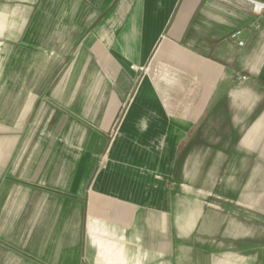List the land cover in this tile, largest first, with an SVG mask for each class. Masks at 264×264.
Returning a JSON list of instances; mask_svg holds the SVG:
<instances>
[{
  "label": "crops",
  "instance_id": "0c3cea01",
  "mask_svg": "<svg viewBox=\"0 0 264 264\" xmlns=\"http://www.w3.org/2000/svg\"><path fill=\"white\" fill-rule=\"evenodd\" d=\"M258 3L0 0V264H264Z\"/></svg>",
  "mask_w": 264,
  "mask_h": 264
},
{
  "label": "built area",
  "instance_id": "2783aa9c",
  "mask_svg": "<svg viewBox=\"0 0 264 264\" xmlns=\"http://www.w3.org/2000/svg\"><path fill=\"white\" fill-rule=\"evenodd\" d=\"M255 9L261 12L264 9V4L262 3L256 4ZM242 32H243L242 30H236L235 32H233L230 36V41L239 46H244L245 42L241 38Z\"/></svg>",
  "mask_w": 264,
  "mask_h": 264
}]
</instances>
